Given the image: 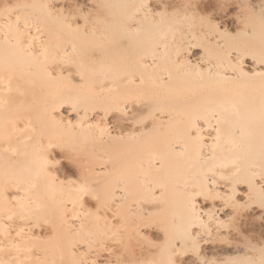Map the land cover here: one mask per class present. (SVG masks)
I'll list each match as a JSON object with an SVG mask.
<instances>
[{"label": "bare ground", "instance_id": "obj_1", "mask_svg": "<svg viewBox=\"0 0 264 264\" xmlns=\"http://www.w3.org/2000/svg\"><path fill=\"white\" fill-rule=\"evenodd\" d=\"M0 264H264V0H0Z\"/></svg>", "mask_w": 264, "mask_h": 264}, {"label": "rangeland", "instance_id": "obj_2", "mask_svg": "<svg viewBox=\"0 0 264 264\" xmlns=\"http://www.w3.org/2000/svg\"><path fill=\"white\" fill-rule=\"evenodd\" d=\"M69 9H70V11H72V10H76V12L78 11V10H81V8L79 7V4L78 5H75V6H71V7H69L68 8V11H69ZM73 12V11H72ZM63 163V162H62ZM70 163H71V160H69V162L67 161H65V163H63L66 167L68 166H70V167H74V165H70ZM72 163H73V161H72ZM67 164V165H66ZM74 164V163H73ZM110 177V176H109ZM109 177H107V178H109ZM108 187V186H107ZM106 188H104L103 190L105 191V193L104 194H107L106 193V191L108 190V188L105 190ZM104 191H102V190H100V191H97V194H98V196H101V194H102V196H104V194H103V192ZM107 192H109V191H107ZM106 196V195H105ZM104 196V197H105ZM91 205V207H92V212H95L96 211V204H94L93 202L92 203H90ZM113 232H114V230H113V227H105L104 226V224L102 223V221H101V219H100V216H99V213L97 214L96 212H95V214H93V220H92V226L91 227H89L86 231H85V236L87 237V236H95L100 242H102L103 244V246H104V242H105V239L104 238H110L111 236H112V234H113ZM95 238V239H96ZM103 239H104V241H103ZM97 240V241H98ZM98 241V242H99Z\"/></svg>", "mask_w": 264, "mask_h": 264}]
</instances>
